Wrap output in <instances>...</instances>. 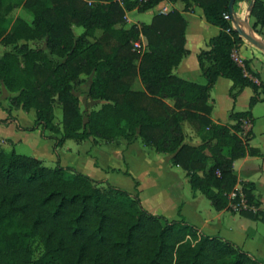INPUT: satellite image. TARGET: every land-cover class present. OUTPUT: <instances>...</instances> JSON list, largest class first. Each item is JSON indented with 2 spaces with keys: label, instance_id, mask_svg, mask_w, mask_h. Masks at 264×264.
Wrapping results in <instances>:
<instances>
[{
  "label": "trees",
  "instance_id": "trees-1",
  "mask_svg": "<svg viewBox=\"0 0 264 264\" xmlns=\"http://www.w3.org/2000/svg\"><path fill=\"white\" fill-rule=\"evenodd\" d=\"M164 0H0V44L12 47L0 54V80L13 93L12 107L35 110L32 130L55 139L54 149L67 139L116 141L139 135L160 153H172L185 169L194 191L212 201L218 211L235 199L238 178L234 162L246 154L234 125L214 123L210 91L222 76L232 80L234 98L246 87L259 86L232 57L245 38L230 14V0H181L186 10L203 9L220 32L197 58L207 82L201 84L173 73L186 48L187 20L174 9L154 15L151 23H126V11L149 10ZM177 1V0H172ZM243 0H236L235 7ZM254 29L264 26V3L247 0ZM18 8L32 19L12 18ZM74 26L83 31L77 35ZM147 48L134 49L141 35ZM46 47L31 42L44 41ZM254 77L257 71L244 60ZM82 75H92L89 96L102 100L85 119L75 90ZM140 77L145 90L132 85ZM173 100V106L166 102ZM253 102V99H252ZM62 110V128L55 123ZM8 120L12 119L11 109ZM208 127L211 137L194 146L184 143V121ZM6 122V121H4ZM54 135H47L46 131ZM60 135V137L55 136ZM1 145V140H0ZM211 163V164H209ZM202 172V174L200 173ZM255 184L242 183L250 208L239 212L264 222ZM251 207L257 208L253 211ZM39 243V253L35 244ZM0 264H264L252 253L221 235H208L181 215L169 220L147 210L138 194L100 181L71 166L50 167L35 156L0 148Z\"/></svg>",
  "mask_w": 264,
  "mask_h": 264
},
{
  "label": "crops",
  "instance_id": "crops-1",
  "mask_svg": "<svg viewBox=\"0 0 264 264\" xmlns=\"http://www.w3.org/2000/svg\"><path fill=\"white\" fill-rule=\"evenodd\" d=\"M155 7L158 8L157 13H169L170 11L176 9L180 11L185 19L187 20V28H186V48L188 49V52L184 55L182 58L180 64L174 68L173 73L176 74L177 76L190 80V81H195L191 80L189 78H186V74L188 73H194V77H200L203 76L202 71L199 66L198 62V54L203 51L201 46L197 47H191L190 45V39L188 37V28H189V17H199L201 20H204L205 22L203 29L207 35L204 37V41L207 45H209V41L212 37L216 36L220 32V27L213 25L209 23L205 16L203 9L200 6L194 5L191 7L189 10H186L185 8V3L181 0L177 1H172V0H164ZM153 7V8H155ZM151 8V9H153ZM149 9V10H151ZM138 10V8L132 10L135 11ZM149 10L141 11V12H147ZM235 10L237 11L236 7ZM132 11H126V23L127 25H132L135 24V22L132 23L130 19V13ZM153 15V17H154ZM152 17V18H153ZM152 21V20H151ZM150 22H136V24L141 25L142 23H151ZM143 35V34H142ZM259 37H262L264 39V32L260 31L257 32L256 34ZM144 36V35H143ZM145 37V36H144ZM146 39V37H145ZM147 41V39H146ZM251 46L247 47L250 52H255V49L258 50L263 56H264V51L260 50L253 44H251L249 41L246 39L244 42L241 44V46ZM210 46V45H209ZM240 46V47H241ZM147 48V46H146ZM210 48V47H209ZM255 48V49H254ZM208 50V49H207ZM241 58L243 60L247 59L246 57H243L240 53V48L238 50ZM195 55L196 62H197V67H195L193 70H191V64H189V57ZM250 61V67L257 71L258 75L254 77V79H257V84L260 85L259 90L255 91L252 87H246L244 88L236 98L232 96L231 93V88L233 85V82L230 86L229 93L231 96L232 100V106H231V112H229V118L230 122H222L220 118L216 116V110H215V100L212 97V91L223 82L224 79H229L220 76L215 84L213 85L211 91H210V96H209V101L208 103L212 106V113H211V119L214 123H219V124H225V125H234L237 123V119H234L231 115L235 112H249L250 116L245 117L241 119V128L242 131L239 133L240 136L244 139V141L247 144L246 148V154L235 160L234 162V169L236 176L238 178V184L236 186V190L240 191L243 193L242 190V183L244 181H249L255 184V193L258 196L259 200L261 201V206L260 209L264 210V124L263 125H258V119L254 117L253 112H255V105L257 104L258 101L261 100V92L260 90L262 89L264 91V79L261 71L256 67L251 65V59H248ZM83 79L88 78L86 82H83L76 90L75 94L79 97L81 106H85V110L83 112L84 117H87V114L90 112L91 109L99 107L104 101L102 100H95L92 97L89 96V90L92 84V75H82ZM253 77V76H252ZM231 80V79H230ZM232 81V80H231ZM197 82V81H195ZM207 82V81H206ZM199 83V82H198ZM205 84V83H201ZM132 88L134 90H145V85L143 84L142 80L140 77L136 78L134 81ZM0 94H3L4 98H8L6 101V104H3L0 101V108L3 107L6 109L8 112L11 109V116L12 119L8 120V115L1 117L0 118V131L4 132L2 125H5L6 127H14V123H17V127L20 128L19 132H13L12 135H19V134H24L27 132V130L33 131L32 127H26L21 124H18L19 117L17 114V111H20L22 108H15L12 107L10 97L13 95L12 92H10L4 83L0 80ZM248 96L250 97V102L249 106L250 109L241 111V110H236V107L240 105V100L241 98ZM3 98V99H4ZM253 99V102H252ZM5 102V100H3ZM166 102L173 106V100L171 99H166ZM24 110V109H23ZM83 111V110H82ZM215 114V115H214ZM87 119V118H85ZM6 121V122H4ZM183 129H184V134H185V140L184 143L190 144V145H200L202 144L206 139H210L211 134H210V129L208 127L198 129L196 128L191 122L188 120L184 121L183 123ZM11 130V129H9ZM37 131H41L40 129H35ZM29 132V131H28ZM60 137V135H55ZM47 140H52V138H46ZM0 140L1 143L4 141L6 142H15V140L11 136H3L0 135ZM68 140V139H67ZM67 140L59 146L57 149L53 148V155L56 154L57 156V163L61 164L62 166H71L78 170V167L68 164V163H77L79 160L77 158H82V156L89 158L91 157L94 160V165H95V170H91L88 172V174L95 178L96 180L100 181H108L110 182L109 175L114 174L115 172H124L125 174H129L130 176L134 177L137 179V184H135V190L129 191L134 194H138L139 197L141 198L143 206H145V200L143 198V183L141 182V179L139 178L138 175L142 172L141 169L139 168L138 165H133L132 164V158L135 159L137 158L136 151L142 150L141 146H144L145 148H149L151 151H149V155H144L142 158V161L144 162V165H146L145 169V175H147L150 179H153V182L157 185V190H155V193L159 195V192L162 193L160 186V180L163 178L169 179L167 182L169 183V189H167L168 192H170L171 196L174 197L175 201H182V204H178L177 207H179L178 210V215L179 219L182 216L185 217V219L196 225L200 231L208 234V235H221L226 239L232 240L235 243H237L240 247H242L244 250L249 251L256 257H258L259 253V246L253 243V241H248L249 237L251 235H254V233L249 232L247 229L248 227L243 226L244 234L232 229L230 226H226L222 223V219L224 217H227V214H233L231 216L240 214L238 210H235L234 208V203L231 202L228 208H225L223 210H215L211 208H204L203 207V199L201 197V192L200 191H194L192 188V192L185 195L181 193V191L176 187V185H173L175 183V178L171 179L169 177H175L179 176L177 173L178 170H181L184 172V176L186 180L189 181L190 183V177L188 176V173L185 169H183L181 166L175 165L172 161L173 154L172 153H160L156 150L154 146H149L146 145L141 137L139 135H136L134 138L128 140L127 138H119L116 141L110 142L102 139L94 140L93 138L85 140L83 142H78L79 147L76 151L73 150L71 147L66 146ZM74 140V139H73ZM76 141V140H75ZM55 144V140H53L52 145ZM66 149V151L64 150ZM148 149V150H149ZM155 151V153H151L152 151ZM143 151L146 152L145 149ZM147 153V152H146ZM75 156V158L72 159L71 156ZM70 158L67 164L64 162L67 160V157ZM38 158V157H37ZM43 160V159H42ZM116 160L117 162H122L121 166H111L108 161L113 162ZM147 163V164H146ZM211 164V163H209ZM154 171L152 174L150 171ZM79 171V170H78ZM137 171H140L137 174ZM202 174V172H200ZM111 183V182H110ZM112 184V183H111ZM191 184V183H190ZM192 187V186H191ZM201 194H200V193ZM244 194V193H243ZM204 195V194H203ZM205 196V195H204ZM186 199V200H184ZM209 199V198H208ZM151 211L153 214H158L165 216L169 220L171 219L172 216L164 214V209L157 205H151ZM150 210V209H149ZM242 215V214H241ZM243 216V215H242ZM250 230V229H249ZM244 235L241 237V235ZM253 238V237H251ZM247 245V246H246ZM253 249V250H251ZM254 251V252H253Z\"/></svg>",
  "mask_w": 264,
  "mask_h": 264
},
{
  "label": "rangeland",
  "instance_id": "rangeland-1",
  "mask_svg": "<svg viewBox=\"0 0 264 264\" xmlns=\"http://www.w3.org/2000/svg\"><path fill=\"white\" fill-rule=\"evenodd\" d=\"M237 13L240 17L244 18V17H248L250 24L252 25V28L254 30V32L257 34L256 29H254L253 25L254 22L256 21L255 17H253L250 14V10L249 7L247 5V0H243L242 2H240L237 6ZM158 8L155 7L147 12H141L138 10L132 11L130 13V19L133 22H150L152 20V17L155 13H157ZM12 18H16V17H24L27 20H31L32 17L29 14V12L24 9V8H18L16 10H14L11 14ZM190 21L189 23V28H188V37L190 39V45L191 47H197V46H201V48L203 50H207L209 49V45H207L204 41V37L207 35V33H205L203 26L205 24V22H203L204 20H201L199 17H187ZM259 29L264 32V26H259ZM74 30L76 32L77 35H79L83 29L81 27H77L74 26ZM259 39L263 40L262 37H259ZM31 44L33 46H38V47H46V42L44 41H34L31 42ZM247 47H251L249 46H241L240 47V53L243 57H246L247 59H251V65L252 66H256L262 73L263 75V79H264V56L258 52V50H256L255 48V52H250L248 50ZM6 50H12V47H6L2 44H0V54H2L3 52H5ZM192 61V62H190ZM189 64H191V70H193L195 67H197V62H196V58L195 55L189 57ZM186 78H189L191 80H195L199 83H206V78L204 76H200V77H194V73H188L186 74ZM88 80V78L84 79L83 82H86ZM82 82V83H83ZM81 83V84H82ZM79 86H82V85ZM232 84V81L230 79H224L223 82H221V84L219 86H217L213 91H212V97L215 100V110H216V116L218 118H220V120L222 122H227V121H231L229 118V112H231V106H232V98L230 96L229 93V89L230 86ZM78 86V87H79ZM77 91V90H76ZM260 94H261V100L257 102V104L255 105V112H253V115L255 118L258 119V125H263L264 124V91L261 89L260 90ZM3 94H0V101L3 104H6V101L8 100V98H4ZM3 100H5V102H3ZM249 102H250V97L245 96L243 98H241L240 100V105H238L236 107V110H241V111H245L250 109L249 106ZM82 107V106H81ZM85 106H83L82 110L84 112L85 110ZM5 114L8 115L9 112L4 109L3 107L0 108V118L3 117ZM18 117H19V121L18 124H21L23 126L26 127H32L33 125H35V119H36V113L35 110H31V111H25L23 109H21L20 111H17ZM215 115V114H214ZM87 118V117H85ZM55 123H57L61 128H62V110L59 107H56V119H55ZM14 127L10 128V127H6L5 125H2L4 132L0 131V135L3 136H11L15 142H6L4 141L3 143H1L0 148H3L6 151H12L15 150L18 153L21 154H25V155H29V156H35L38 157L40 159H43L44 164L50 167H54L56 166L57 163V156L56 154L53 155V148L54 145H52L53 140H47L46 137L42 136L41 131H37V130H27L26 133L24 134H19V135H12V131L13 132H19L20 128L17 127V123H14ZM11 129V130H9ZM29 131V132H28ZM47 135H54V133H52L51 131H46ZM66 146L67 147H71L73 148L74 151H76L79 147V143L73 139H68L66 142ZM142 150H137L136 151V157L135 159H131L132 160V164L133 165H138L139 168L141 169V173L139 176V178L141 179V182L143 183V198L145 200V208L149 211H151V205H157L159 207H161L162 209H164V214H166L167 216L170 215L172 216L171 219H177L179 217L178 215V210L179 207H177L178 204H182V201H175L174 197L171 196L170 192L167 191V189H169V183L167 182L168 180L163 178L162 180H160V188L161 191H163L162 193L159 192V195H157L155 193V190L159 189L157 188V185L153 182V179H150L147 175H145V169H146V165H144V162L142 161V158L144 157V155H149V151H151L149 148V150L147 148H145L144 146H141ZM143 149L146 150L143 151ZM66 151V149H64ZM151 153H155V151L153 150ZM76 155L71 156L72 159L75 158ZM67 160L64 161L66 164L70 161H68L70 158H68V156L66 157ZM79 160V162L77 163H68V164H72L76 167H78V170L80 172H83L85 174H88V172H90L91 170H95V165H94V160L89 157L86 158L84 156H82V158H77ZM109 164L111 166H121L122 162H117L116 160H114L113 162L108 161ZM147 164V163H146ZM140 171H137V174ZM152 174L154 173V171H150ZM179 176H175V177H169L171 179L175 178V183L173 185H176V187H179V190L181 191V193L185 195L191 193L192 187L191 184L189 183L188 180H186L185 176H184V172H182L181 170H178ZM89 175V174H88ZM110 178V182L117 186L120 187L124 190L127 191H133L135 190V184H137V179H135L134 177L130 176L129 174H125L124 172H115L114 174H110L109 175ZM158 191V190H157ZM200 193V192H199ZM201 194V193H200ZM201 197L203 199V207L202 209H206V208H211L213 209V211H215L216 209L214 208L212 201L210 199H208L206 196H204L203 194H201ZM186 200V199H184ZM257 208H253V211H256ZM233 214H227V217H224L222 219V223L226 226H230L232 229H235L241 233L244 232L243 230V226L248 227V231L251 233H254V235H251V237H249L248 241H253V243H255L256 245L259 246V253L258 257L260 260L264 261V222L262 220L259 219H254L251 218L249 216H242L241 214H237L234 216H231ZM250 229V230H249ZM244 234V233H243ZM241 235L244 236V235ZM37 251L39 253V250L41 249V246L39 243L35 244ZM247 246V245H246ZM253 250V249H251ZM254 252V251H253ZM255 256V255H254Z\"/></svg>",
  "mask_w": 264,
  "mask_h": 264
},
{
  "label": "built area",
  "instance_id": "built-area-1",
  "mask_svg": "<svg viewBox=\"0 0 264 264\" xmlns=\"http://www.w3.org/2000/svg\"><path fill=\"white\" fill-rule=\"evenodd\" d=\"M119 3H121L122 5L125 3V1L127 0H117ZM140 2H145V1H148V0H138ZM263 3H264V0H262ZM226 18L228 20H231L232 19V15L230 14H226L225 15ZM147 46V41L145 39V37L143 35H141L140 39L135 41L134 42V49H145ZM232 57L234 58V60L244 68V72H245V75L248 76V77H251L256 83L258 82L257 79H254L252 77V75L246 70V66H245V62L244 60L241 58L239 52L237 49H234L233 52H232ZM237 194H238V191L237 190H234L230 193V198L231 199H235L237 197ZM240 197H241V201L237 202V203H234V208L235 210H238L240 211L242 208H250V206L248 205L247 203V200L245 199V195L243 193H240ZM252 209L254 207H251Z\"/></svg>",
  "mask_w": 264,
  "mask_h": 264
},
{
  "label": "water",
  "instance_id": "water-1",
  "mask_svg": "<svg viewBox=\"0 0 264 264\" xmlns=\"http://www.w3.org/2000/svg\"><path fill=\"white\" fill-rule=\"evenodd\" d=\"M235 1L236 0H230L229 8L230 13L232 15V19L235 23V26L240 31L241 35L249 41L251 44L259 48L260 50L264 51V41L259 39L256 33L254 32L252 25L250 24L248 17H240L235 10ZM252 4L249 7V10L251 9Z\"/></svg>",
  "mask_w": 264,
  "mask_h": 264
}]
</instances>
